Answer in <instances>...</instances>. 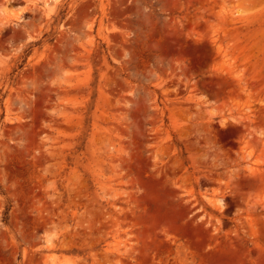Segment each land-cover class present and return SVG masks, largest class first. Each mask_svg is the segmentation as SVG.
Here are the masks:
<instances>
[{"label":"rangeland","instance_id":"obj_1","mask_svg":"<svg viewBox=\"0 0 264 264\" xmlns=\"http://www.w3.org/2000/svg\"><path fill=\"white\" fill-rule=\"evenodd\" d=\"M0 264H264V0H0Z\"/></svg>","mask_w":264,"mask_h":264},{"label":"bare ground","instance_id":"obj_2","mask_svg":"<svg viewBox=\"0 0 264 264\" xmlns=\"http://www.w3.org/2000/svg\"><path fill=\"white\" fill-rule=\"evenodd\" d=\"M47 1H49V0H47Z\"/></svg>","mask_w":264,"mask_h":264}]
</instances>
